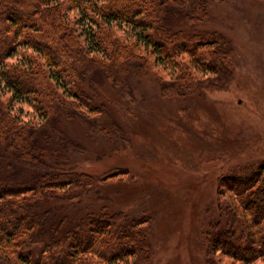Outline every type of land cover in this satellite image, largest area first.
Returning a JSON list of instances; mask_svg holds the SVG:
<instances>
[{"label":"trees","instance_id":"trees-1","mask_svg":"<svg viewBox=\"0 0 264 264\" xmlns=\"http://www.w3.org/2000/svg\"><path fill=\"white\" fill-rule=\"evenodd\" d=\"M211 1L0 0V264H152L150 214L68 213L130 172L69 164L63 151L87 150L61 121L126 140L93 92L99 80L133 96L132 80L149 76L182 103L226 90L237 57L229 38L174 23L206 17ZM215 205L204 264H264V161L222 175Z\"/></svg>","mask_w":264,"mask_h":264},{"label":"rangeland","instance_id":"rangeland-1","mask_svg":"<svg viewBox=\"0 0 264 264\" xmlns=\"http://www.w3.org/2000/svg\"><path fill=\"white\" fill-rule=\"evenodd\" d=\"M206 14L195 13L194 20L184 15L174 23L229 38L237 57L226 90L182 103L164 99L149 76L132 80L133 96L99 80L93 92L125 126L126 140L101 135L78 120L61 121L87 150L63 151L69 164L94 175L113 168L130 172L128 179L99 185L68 213L82 216L108 207L136 217L150 214L152 264H204V233L218 218L219 178L240 165L264 161V0H212Z\"/></svg>","mask_w":264,"mask_h":264}]
</instances>
